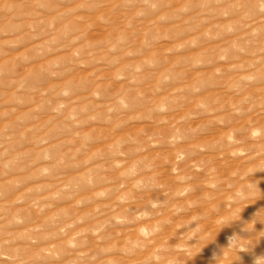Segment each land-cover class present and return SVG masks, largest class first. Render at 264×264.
I'll return each instance as SVG.
<instances>
[{"label":"rangeland","instance_id":"374dc122","mask_svg":"<svg viewBox=\"0 0 264 264\" xmlns=\"http://www.w3.org/2000/svg\"><path fill=\"white\" fill-rule=\"evenodd\" d=\"M257 262L264 0H0V264Z\"/></svg>","mask_w":264,"mask_h":264},{"label":"clouds","instance_id":"9594fccd","mask_svg":"<svg viewBox=\"0 0 264 264\" xmlns=\"http://www.w3.org/2000/svg\"><path fill=\"white\" fill-rule=\"evenodd\" d=\"M231 242V241H230ZM257 264H258V262H257Z\"/></svg>","mask_w":264,"mask_h":264}]
</instances>
